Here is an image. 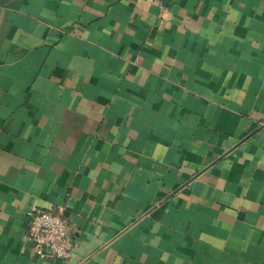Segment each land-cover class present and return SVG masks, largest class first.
Here are the masks:
<instances>
[{
    "label": "crops",
    "instance_id": "obj_1",
    "mask_svg": "<svg viewBox=\"0 0 264 264\" xmlns=\"http://www.w3.org/2000/svg\"><path fill=\"white\" fill-rule=\"evenodd\" d=\"M0 264H264V0H0Z\"/></svg>",
    "mask_w": 264,
    "mask_h": 264
},
{
    "label": "built area",
    "instance_id": "obj_2",
    "mask_svg": "<svg viewBox=\"0 0 264 264\" xmlns=\"http://www.w3.org/2000/svg\"><path fill=\"white\" fill-rule=\"evenodd\" d=\"M75 233V226L62 212L39 211L28 220L29 240L44 261L68 260L77 246Z\"/></svg>",
    "mask_w": 264,
    "mask_h": 264
}]
</instances>
